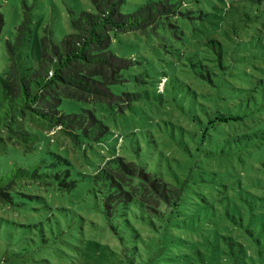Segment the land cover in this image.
Masks as SVG:
<instances>
[{
  "label": "rangeland",
  "instance_id": "1",
  "mask_svg": "<svg viewBox=\"0 0 264 264\" xmlns=\"http://www.w3.org/2000/svg\"><path fill=\"white\" fill-rule=\"evenodd\" d=\"M159 1H170L176 15L121 33L112 46L130 68L111 86L118 99L103 105V120L114 132L108 149L85 154L58 129L50 133L56 142L49 150L85 171H93L98 156L118 153L174 184L178 174L185 180L183 211L156 227L120 225L86 193L37 185L42 188L29 191L33 199L23 197L26 206H0V264H191L193 249L229 244L224 236L247 248L246 264H264V11L254 5L240 14L243 0H127L122 11ZM0 9L1 74L9 66L7 41L26 11L35 18L33 45L25 51L36 63L44 29L59 41L94 7L90 0H0ZM232 116L242 120L207 128L212 119ZM3 157L0 174L6 159L23 160L8 150Z\"/></svg>",
  "mask_w": 264,
  "mask_h": 264
},
{
  "label": "trees",
  "instance_id": "2",
  "mask_svg": "<svg viewBox=\"0 0 264 264\" xmlns=\"http://www.w3.org/2000/svg\"><path fill=\"white\" fill-rule=\"evenodd\" d=\"M243 1L240 14L254 5L261 6L264 11V0ZM90 2L94 10L82 11L72 21L71 33L59 41L52 38L51 30L44 29L35 48L36 63L25 51L33 45L35 16L31 11H26L14 39L7 41L9 66L0 74V166L5 150L23 155V160L13 158L8 162L6 159L3 164L0 206L24 207L23 197H32L30 189L44 186L51 187L54 192H77L81 196L86 193L87 197L97 201L100 213L109 222L117 221L122 225L139 221L156 227V221L171 222L170 214L183 211V178L175 174L177 183L174 184L157 171L148 170L118 153L103 159L98 156V162L94 159L89 167L92 172L79 169L69 156L49 150V145L56 142L50 133L59 129L85 154L88 149L95 152L96 146L108 149L110 135L114 132L103 120L107 109L103 105H113L118 99L111 86L122 83L124 72L130 68L129 62L118 57L112 46L121 33L164 23L176 15V7L170 1L148 2L133 13H124L122 6L127 0ZM255 18L259 19V15ZM4 25L0 9V35ZM212 42L222 47L220 42ZM164 79L166 82L167 78ZM211 82L214 85L213 79ZM230 120L241 121L242 118L218 117V122L212 119L207 128ZM119 141H122L121 136ZM48 154L57 155V161H50ZM37 185L42 187H35ZM3 217L0 212V220H4ZM224 239L229 244L218 240L217 244L206 245V252L193 249L188 256L190 263L246 264L249 259L247 248L230 237L224 236Z\"/></svg>",
  "mask_w": 264,
  "mask_h": 264
}]
</instances>
